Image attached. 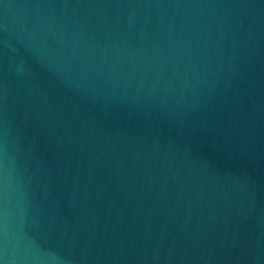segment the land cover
Wrapping results in <instances>:
<instances>
[{
  "label": "water",
  "instance_id": "1",
  "mask_svg": "<svg viewBox=\"0 0 264 264\" xmlns=\"http://www.w3.org/2000/svg\"><path fill=\"white\" fill-rule=\"evenodd\" d=\"M0 264H264V0H0Z\"/></svg>",
  "mask_w": 264,
  "mask_h": 264
}]
</instances>
